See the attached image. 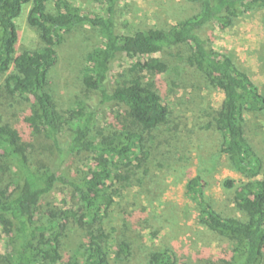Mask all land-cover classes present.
I'll return each mask as SVG.
<instances>
[{"label": "trees", "instance_id": "obj_1", "mask_svg": "<svg viewBox=\"0 0 264 264\" xmlns=\"http://www.w3.org/2000/svg\"><path fill=\"white\" fill-rule=\"evenodd\" d=\"M93 1L94 8L81 0H0V264H189L167 246L140 255L126 222L109 225L123 190L138 170L148 173L145 165L155 146L171 144L159 136L173 111L160 83L147 75L167 72L166 55L180 46L188 47L185 59L204 74L210 93L222 91L218 110L196 111L188 140L217 144L239 174L223 181L236 215L217 209L207 195L210 181L201 173L186 182L196 218L206 226L208 246L234 245L209 262L264 264L263 159L245 133V115L264 110V94L233 56L214 47L206 35L209 25L230 28L238 16L264 8V0H186L199 4V10L166 28L135 31L121 30L123 0ZM24 5L38 41L17 52L21 35L16 18ZM85 27L100 38L80 44L76 58L87 96L62 111L48 78L58 64L57 47ZM122 54L136 62L112 85V64ZM112 103L126 109L116 112L107 133L99 131L100 139H90L96 115ZM37 135L49 143L48 160L35 161ZM77 153L92 154L89 173L81 178L60 169ZM59 187L71 192L76 205H49L42 212L45 197ZM71 228L80 238L68 249Z\"/></svg>", "mask_w": 264, "mask_h": 264}, {"label": "rangeland", "instance_id": "obj_2", "mask_svg": "<svg viewBox=\"0 0 264 264\" xmlns=\"http://www.w3.org/2000/svg\"><path fill=\"white\" fill-rule=\"evenodd\" d=\"M81 1L87 8L95 7L93 0ZM122 5L121 30L130 31L150 26L166 28L199 10V4L186 0H123ZM25 15L27 5L16 18L21 35L17 52L18 49L35 46L38 41L37 31L27 22ZM206 35L214 47L233 56L236 64L248 72L264 94V53L258 58V52L255 51L264 38V8H252L238 16L233 26L224 30L214 22L209 25ZM98 40V33L85 27L73 31L68 42L57 47L58 64L51 70L48 81L60 110L72 108L77 99H86L87 91L81 81V64L76 58L80 44L86 46ZM188 53L187 46L172 50L166 55L170 62L167 72L147 75V78L152 77L160 83L165 101L173 111L169 124L164 127V134L159 136V140L167 137L171 144L160 142L159 149L155 146V151L145 165L148 166V173H144L143 168L138 170L131 186L123 190V197L115 204L109 225L120 227L126 222L129 225L128 236L135 241L134 248L140 255L145 256L153 249L167 246L175 251L181 262L212 264L209 262L211 259L225 256L234 245L224 242L218 247L216 242L212 248L208 246L204 233L206 226L198 222L197 206L186 195L185 185L188 178L201 173L210 181L207 195L213 199L217 209L224 214H237L223 181L229 177H239V174L231 167L229 159L219 153L217 144L200 145L199 141L188 140L186 131L196 111L218 110L222 99L221 89L213 93L207 89L208 81L204 74L185 59ZM135 62L136 59L125 54L118 56L110 72L112 85L122 79V75ZM125 109V105L117 103L101 109L96 115L90 139H100L99 131L107 133L114 125L116 112ZM6 113L10 119H14L11 110ZM245 133L263 159L264 177V110L245 115ZM46 143L40 136L35 137V161L49 159L50 147L45 146L49 145ZM91 159V153H77L60 169L73 178H81L89 173ZM49 205L69 209L76 205V200L67 188L59 187L45 197L42 212ZM119 234L120 231L117 232ZM79 236L80 232L76 228L70 229L66 238L68 249L76 246ZM202 249L205 251L201 252Z\"/></svg>", "mask_w": 264, "mask_h": 264}, {"label": "crops", "instance_id": "obj_3", "mask_svg": "<svg viewBox=\"0 0 264 264\" xmlns=\"http://www.w3.org/2000/svg\"><path fill=\"white\" fill-rule=\"evenodd\" d=\"M263 41H264V38H263V40L260 41V44H259L258 47L255 49V51L258 52V53H257V57H258V58H261L262 55H263V53H264V47H263V45H262ZM261 48H263V50H262L263 52H260Z\"/></svg>", "mask_w": 264, "mask_h": 264}]
</instances>
